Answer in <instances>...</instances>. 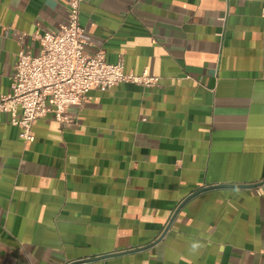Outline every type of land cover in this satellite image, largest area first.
Listing matches in <instances>:
<instances>
[{"label": "crops", "instance_id": "crops-1", "mask_svg": "<svg viewBox=\"0 0 264 264\" xmlns=\"http://www.w3.org/2000/svg\"><path fill=\"white\" fill-rule=\"evenodd\" d=\"M67 3L0 0V96ZM263 9L82 0L84 54L159 82L93 88L31 142L0 113V264H264Z\"/></svg>", "mask_w": 264, "mask_h": 264}, {"label": "built area", "instance_id": "built-area-1", "mask_svg": "<svg viewBox=\"0 0 264 264\" xmlns=\"http://www.w3.org/2000/svg\"><path fill=\"white\" fill-rule=\"evenodd\" d=\"M81 4L82 0H68L66 24L39 36L37 56L24 49L17 54L10 92L0 96V113L10 116L25 142L33 141V123L49 114L61 125H74L69 110L83 107L93 88L108 90L122 83L153 87L159 82L147 72L126 74L122 62L109 64L101 53L84 54ZM262 14L264 18V9ZM262 53L264 58V35Z\"/></svg>", "mask_w": 264, "mask_h": 264}, {"label": "water", "instance_id": "water-1", "mask_svg": "<svg viewBox=\"0 0 264 264\" xmlns=\"http://www.w3.org/2000/svg\"><path fill=\"white\" fill-rule=\"evenodd\" d=\"M212 188H215V187H212ZM204 190H207V189H203V190H200V191H197L196 193L190 195L186 201L190 200L191 198L197 196L198 194L202 193ZM185 201V202H186ZM116 255V254H115ZM110 256H113V255H107V256H104V257H100V258H97V259H103V258H107V257H110ZM97 259H94V260H97ZM91 261V260H90Z\"/></svg>", "mask_w": 264, "mask_h": 264}, {"label": "clouds", "instance_id": "clouds-1", "mask_svg": "<svg viewBox=\"0 0 264 264\" xmlns=\"http://www.w3.org/2000/svg\"><path fill=\"white\" fill-rule=\"evenodd\" d=\"M198 247H199L198 244H193V245H192V248H193V249H196V248H198Z\"/></svg>", "mask_w": 264, "mask_h": 264}]
</instances>
